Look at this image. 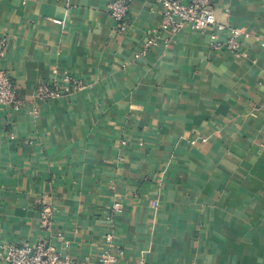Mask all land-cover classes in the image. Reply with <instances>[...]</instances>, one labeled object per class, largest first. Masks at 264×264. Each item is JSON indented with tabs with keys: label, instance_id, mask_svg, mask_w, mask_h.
I'll return each mask as SVG.
<instances>
[{
	"label": "crops",
	"instance_id": "0c3cea01",
	"mask_svg": "<svg viewBox=\"0 0 264 264\" xmlns=\"http://www.w3.org/2000/svg\"><path fill=\"white\" fill-rule=\"evenodd\" d=\"M109 2L0 0L25 103L0 105V241L96 261L111 231L117 264H264V0H215L250 33L239 55L211 48L215 26L143 54L160 4L131 0L119 32ZM65 72L85 87L39 100Z\"/></svg>",
	"mask_w": 264,
	"mask_h": 264
},
{
	"label": "built area",
	"instance_id": "2783aa9c",
	"mask_svg": "<svg viewBox=\"0 0 264 264\" xmlns=\"http://www.w3.org/2000/svg\"><path fill=\"white\" fill-rule=\"evenodd\" d=\"M131 0H110L108 7L111 17L117 22L119 32L128 29L127 17L129 14ZM161 6V20L159 30L145 42L142 53L147 49L156 46L159 42L169 44L171 37L176 35L185 26L192 29L206 30L215 26L217 31L210 37V46L213 50H229L235 55L241 51V38H248L250 33L237 26H229L218 22L215 16V0H157ZM54 22L61 24L62 21L54 19ZM219 32H226L227 36L223 40L219 37ZM166 33H168L166 35ZM8 39L0 37V61L7 54ZM264 46V40L261 41ZM56 74L57 69H53ZM85 87V83L75 78L69 72H65L61 77V82L54 84L41 83L37 87L36 96L39 100H53L64 96L72 91H79ZM0 105L19 111L25 103L18 99L16 85L12 78L4 69L0 68ZM203 141H206L204 138ZM122 208L120 202L114 204L113 209L119 212ZM51 211L46 209L42 224H49ZM105 248L100 253L96 261L86 259L84 262H77L71 256L62 254L53 244L39 242L35 244L23 243L19 245L7 244L0 241V258L10 264H117L119 261L120 249L114 243V233L109 231L104 236Z\"/></svg>",
	"mask_w": 264,
	"mask_h": 264
}]
</instances>
